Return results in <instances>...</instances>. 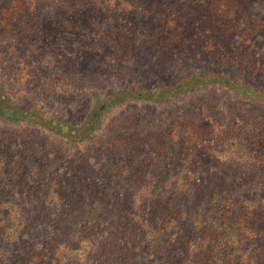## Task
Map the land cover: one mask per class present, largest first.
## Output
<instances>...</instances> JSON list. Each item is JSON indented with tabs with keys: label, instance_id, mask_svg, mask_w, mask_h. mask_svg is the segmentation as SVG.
Returning <instances> with one entry per match:
<instances>
[{
	"label": "rangeland",
	"instance_id": "374dc122",
	"mask_svg": "<svg viewBox=\"0 0 264 264\" xmlns=\"http://www.w3.org/2000/svg\"><path fill=\"white\" fill-rule=\"evenodd\" d=\"M135 1L144 9L180 5L174 3L176 0ZM57 3L53 0L52 6ZM184 3L179 7L186 12L179 14L164 34L158 22H152L155 13L146 17L125 13L120 18H129L132 24L121 36L118 30L98 39L90 33H76L69 48L63 43L67 40L70 44V37L55 30L63 24L62 18L72 25L75 20L69 16L52 11L32 14L27 20L22 15L21 21H1L0 88L20 107L78 125L91 105V92L108 95L126 88H159L193 71L223 73L249 84L245 74L239 75L241 70L229 69L264 67V0H236L232 25L212 13L219 0ZM209 3L213 8L207 9ZM204 14L215 18L205 20ZM98 19L94 26L103 33L109 29L107 21L116 24L115 18L107 15ZM223 34L232 38L230 49L218 40ZM47 36L50 44L57 43L55 50L42 46ZM236 42L246 58H235L233 64L228 59L229 69L220 68L216 56L227 49L239 51ZM246 113H254L257 122L264 119L263 106L219 89L200 91L165 105L130 103L106 117L93 139L78 148H68L36 127L0 124V197L9 194L15 198L10 203L1 201L0 210L4 214L23 212L30 227L39 230L40 245L48 251L54 249L45 248L49 237L44 234L53 228L62 230L59 234L64 238L56 240L67 249L76 246L71 240L77 235L91 244L95 255L103 253L98 250L101 244L108 245L104 250L133 240L135 244L140 213L148 215L144 208L150 207L148 202L136 206L137 197L148 201L150 195L167 193V182L176 167L211 179L256 177L264 193V166L223 167L221 150L214 143L216 131L227 126L228 118L239 117L244 128L249 127L250 121L243 117ZM173 118L181 127L190 124L196 128L192 134L199 133L201 143L170 146L166 137ZM177 133L183 134L182 130ZM185 136L189 134L180 135L179 140ZM119 143L123 144L120 149ZM260 149L264 151V146ZM129 228L131 233L126 231Z\"/></svg>",
	"mask_w": 264,
	"mask_h": 264
},
{
	"label": "trees",
	"instance_id": "16d2710c",
	"mask_svg": "<svg viewBox=\"0 0 264 264\" xmlns=\"http://www.w3.org/2000/svg\"><path fill=\"white\" fill-rule=\"evenodd\" d=\"M184 1H174L180 3L178 6L160 5L144 9L141 5L137 6L135 0H58L55 6H52L53 0H0V23L13 19L21 21L22 15L27 20L32 14L47 15L52 11L56 15L69 16L75 20L72 25H67L65 18H62L63 24L55 29L70 37V44L67 40L63 43L69 48V45L74 44L75 40L72 39L76 33L77 36L90 33V37L98 39L109 32L115 34V30H118L121 36V32H127L132 24L129 18H120L125 13L142 17L155 13L152 22H158L160 30L163 29L161 34H164L167 27H172V22L178 20L179 14L186 12L179 7L185 5ZM235 1L219 0L218 8L213 9L212 13L225 17L229 25H232ZM113 5H116V10ZM208 8H213V3H209ZM105 15L114 17L116 24L112 26L111 20L107 21L110 26L103 33L94 24L99 21L100 16ZM202 17L205 20L215 18L213 15L206 17L205 14ZM26 29H30L27 24ZM218 40L230 49V36L223 34ZM31 41L35 40L31 38ZM236 44L239 51L227 49L222 55L216 56V60L221 63L220 68L229 69V60L233 64L235 58H246V53H240V42ZM45 45L53 50L57 48V43L50 44L49 36L42 42V46ZM219 52L212 53V57ZM203 55L207 56V53ZM224 63L228 65L224 66ZM235 69L229 70H241L239 75L245 74L249 78V84L223 73L193 71L159 88H126L108 95L91 92V105L78 125L58 121L31 107H20L0 88V124L36 127L62 141L68 148H78L93 139L106 117L130 103L165 105L196 95L200 91L219 89L232 93L242 101L264 107V67L242 65ZM243 117L250 121V126L246 129L242 119L233 116L232 119H227V126L223 130L216 131L214 143L221 150L219 156H222L223 167L264 166V151L260 149L264 146V119L257 122L254 113H246ZM179 130L189 136L179 140V136L183 135L176 134ZM195 131L196 128L190 124L181 127L173 118L166 138L170 146L179 144L183 147L188 144L194 147L202 141L199 133L192 134ZM122 145L119 143V149ZM173 172L174 176L167 182V193H157L154 197L150 195L148 201L142 196L137 197L136 206L147 202L150 206L144 208L146 212L149 211L148 215L140 213L137 242L134 244L133 240L119 248L107 250L104 247L108 248V245L101 244L98 248L103 252L101 255H95L91 244L80 238L78 240L77 235L71 240L76 246L67 249V246L56 240V237L61 241L64 238V234H59L62 230L58 228L44 234L49 237L45 248L54 249L45 250L40 245L39 239L42 237L38 235L39 230L30 227L29 218L23 212L10 210L4 214L1 209L0 264H132V261L134 264H264V193L259 179L204 178L188 168L178 167ZM135 186L137 189L140 186L137 180ZM14 199L9 194H4L0 197V202L8 200L7 203H10ZM131 230L129 228L126 231L131 233Z\"/></svg>",
	"mask_w": 264,
	"mask_h": 264
}]
</instances>
